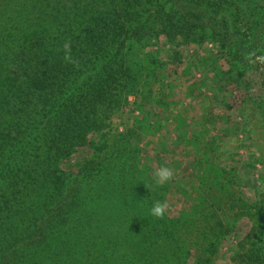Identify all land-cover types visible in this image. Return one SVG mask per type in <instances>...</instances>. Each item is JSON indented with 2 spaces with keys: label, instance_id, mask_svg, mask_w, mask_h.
<instances>
[{
  "label": "trees",
  "instance_id": "trees-1",
  "mask_svg": "<svg viewBox=\"0 0 264 264\" xmlns=\"http://www.w3.org/2000/svg\"><path fill=\"white\" fill-rule=\"evenodd\" d=\"M205 29L243 64L234 84L264 133V0H0V264H187L193 246L211 264L214 227L153 217L164 191L109 126L160 66L150 43ZM246 217L235 264H264V197Z\"/></svg>",
  "mask_w": 264,
  "mask_h": 264
},
{
  "label": "rangeland",
  "instance_id": "rangeland-1",
  "mask_svg": "<svg viewBox=\"0 0 264 264\" xmlns=\"http://www.w3.org/2000/svg\"><path fill=\"white\" fill-rule=\"evenodd\" d=\"M150 46L142 59L152 56L160 66L109 126L114 134L131 137L137 181L154 186L157 196L164 191L166 215L192 228L209 223L219 240L211 264H235L253 226L246 212L264 197L261 114L234 84L243 64L222 54L208 29L189 42L160 35ZM90 155L89 148H80L63 168L76 173ZM165 165L173 179L156 186L152 174ZM210 203L217 210L211 212ZM190 249L187 264H195L200 255Z\"/></svg>",
  "mask_w": 264,
  "mask_h": 264
},
{
  "label": "clouds",
  "instance_id": "clouds-1",
  "mask_svg": "<svg viewBox=\"0 0 264 264\" xmlns=\"http://www.w3.org/2000/svg\"><path fill=\"white\" fill-rule=\"evenodd\" d=\"M65 48H68V45L65 44ZM261 60H264V57H260ZM153 182L156 186H163L168 184L173 179V170L168 166H160L153 172ZM168 205L164 202H157L152 205L150 208V214L155 218H163L166 214V209Z\"/></svg>",
  "mask_w": 264,
  "mask_h": 264
}]
</instances>
